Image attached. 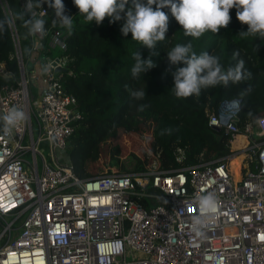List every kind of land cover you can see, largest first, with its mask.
<instances>
[{"label":"built area","instance_id":"obj_1","mask_svg":"<svg viewBox=\"0 0 264 264\" xmlns=\"http://www.w3.org/2000/svg\"><path fill=\"white\" fill-rule=\"evenodd\" d=\"M34 11L37 18L46 13ZM11 29L19 78L0 87V116L17 107L27 120L10 134L0 125V264H264V111L254 127L244 128L234 121L239 98L223 99L209 113V124L230 134L236 147L218 160L185 165L178 147L174 168L82 178L63 155L81 118L76 97L54 72L55 58L41 59L66 50L67 32L50 27L41 37L28 31L24 58L14 23ZM57 65L65 66L61 58ZM0 74H13L4 61ZM29 82L39 86L35 97ZM240 134L250 139L248 147L235 142ZM42 138L50 142V160L37 147ZM236 156L237 170L228 163ZM209 192L218 212L198 237L195 197Z\"/></svg>","mask_w":264,"mask_h":264},{"label":"trees","instance_id":"obj_2","mask_svg":"<svg viewBox=\"0 0 264 264\" xmlns=\"http://www.w3.org/2000/svg\"><path fill=\"white\" fill-rule=\"evenodd\" d=\"M21 1L0 0V19L23 12ZM33 3L38 4L39 0H33ZM64 4L66 14L73 19L71 31L59 23L54 9L47 3L35 8L46 9L41 16L45 28L59 27L67 32V48L58 53L66 66L60 70L61 82L64 89L76 97L81 118L68 137L63 155L79 177L109 173L114 169L111 166H117L114 170L120 172L174 168L179 166L176 161L178 147L184 151L185 165L218 160L231 154L236 147L228 143L230 134L209 124V113L216 111L223 99L239 98L240 110L234 121L238 127L244 128L247 124L254 127L255 115L264 111V40L240 34L247 31L248 25L237 19L235 8L230 10L232 18L226 28H221L219 33L206 31L194 38L185 35L170 8L165 7L163 11L169 16V28L165 39L155 48L156 55L151 56L156 67L133 77L134 55L140 52L147 60L153 50L133 40L131 33L123 35L121 28L125 20L110 23L111 18L106 17L98 25L79 14L74 0H64ZM14 26L26 58L29 29L19 18L14 20ZM188 43L197 55L208 52L218 56L225 71L244 60L246 78L237 83L230 81L227 86L220 84L202 89L198 96L177 98L174 78L171 72L166 73L169 68L167 52L177 44ZM237 51L239 55L234 56ZM52 52L47 51L46 56L52 57ZM0 61H4L13 72L9 77L0 74L1 87L19 78L11 27L0 30ZM175 67L172 66L173 71ZM141 91L142 98L131 94ZM138 129L143 130L146 146L140 153H129L131 167L114 154L110 156L107 168L92 171L90 162L99 157L104 141L113 140L122 130ZM249 145L250 141H247L239 146ZM239 159L240 156L229 159L236 170Z\"/></svg>","mask_w":264,"mask_h":264},{"label":"clouds","instance_id":"obj_3","mask_svg":"<svg viewBox=\"0 0 264 264\" xmlns=\"http://www.w3.org/2000/svg\"><path fill=\"white\" fill-rule=\"evenodd\" d=\"M48 4L54 9L55 17L59 23L69 31L73 28L72 16L66 14L64 0H39L38 4L33 0H27L24 11L17 16H7L0 19V30L11 27L16 18L24 20L29 34L45 35V20L37 18L35 7ZM79 9L89 22L95 21L102 24L106 17L111 18L110 23L125 20L121 28L124 36L132 34V39L142 43L150 50L147 60L143 59L140 52L134 55L136 60L132 68L133 77L140 73H146L156 67L151 59L156 55L155 48L158 42L165 39L169 28V16L163 9L169 7L171 14L184 29L185 35L199 38L206 31L219 33L221 28H226L230 21V10L235 8L236 17L242 23L248 25L247 31L240 34L257 36L264 40V0H74ZM153 5L156 7L154 8ZM25 16L28 19L25 20ZM235 52L234 56H238ZM169 68L174 78V94L177 98H187L199 95L202 89L223 84L227 86L231 81L237 83L246 78L244 60H239L235 67H229L226 71L216 55L204 52L197 55L192 51L191 43L177 44L167 52ZM181 64L185 66H180ZM176 66L172 70V66ZM136 98H142L143 92H132ZM27 120V114L20 108L13 107L7 113L0 116V124L5 133H11L22 122ZM199 214L192 217V230L198 237L204 236V229L208 222L217 215L218 200L214 193L195 197Z\"/></svg>","mask_w":264,"mask_h":264},{"label":"rangeland","instance_id":"obj_4","mask_svg":"<svg viewBox=\"0 0 264 264\" xmlns=\"http://www.w3.org/2000/svg\"><path fill=\"white\" fill-rule=\"evenodd\" d=\"M52 51H53L51 55L52 58L59 57L58 53L61 52V50L53 49ZM47 57L48 56H46V54L41 55L42 61H44ZM54 72L56 74L61 73L60 70H54ZM29 86L34 91V97L37 96L39 92V86H37L33 82H29ZM32 119H33V124H34V135L35 137H37L36 120L34 116L32 117ZM142 131L139 129L135 131L122 130L113 140L104 141L101 147V154L99 155L97 159L90 162V167L92 171H100V170H104L105 168H107L108 160L110 156L114 154L119 155L120 159L124 161L128 167H131L132 163L129 159L130 157L129 153L130 152L140 153L141 151H143L144 146H146L145 145L146 138L144 136V133H141ZM24 141L26 143H29V137L27 135L25 136ZM49 144L50 142L46 138H42L37 143L38 149L46 156L48 160H50ZM25 156L28 159L32 160V154L30 152H27ZM39 159H40V155H38V160ZM229 159H228V163L234 169L235 166H233L234 165L233 162ZM111 167H113L114 169L118 168L117 166H111Z\"/></svg>","mask_w":264,"mask_h":264},{"label":"bare ground","instance_id":"obj_5","mask_svg":"<svg viewBox=\"0 0 264 264\" xmlns=\"http://www.w3.org/2000/svg\"><path fill=\"white\" fill-rule=\"evenodd\" d=\"M250 135H251L252 137L255 136L253 133H250ZM247 141H250V139H248L245 135H242V134L236 136V138H235V142H236L238 145H240V144H242V143H245V142H247Z\"/></svg>","mask_w":264,"mask_h":264},{"label":"water","instance_id":"obj_6","mask_svg":"<svg viewBox=\"0 0 264 264\" xmlns=\"http://www.w3.org/2000/svg\"><path fill=\"white\" fill-rule=\"evenodd\" d=\"M59 61V58L58 57H56L53 61H52V64L53 65H55V69L56 70H60V69H66V66H64V67H60L59 65H57V62ZM213 128H215L216 130H219V128L218 127H216V126H213Z\"/></svg>","mask_w":264,"mask_h":264}]
</instances>
